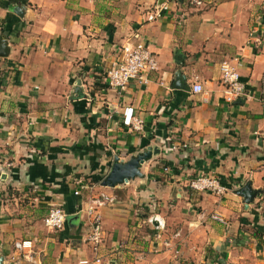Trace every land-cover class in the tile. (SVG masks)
Returning <instances> with one entry per match:
<instances>
[{"label": "crops", "instance_id": "1", "mask_svg": "<svg viewBox=\"0 0 264 264\" xmlns=\"http://www.w3.org/2000/svg\"><path fill=\"white\" fill-rule=\"evenodd\" d=\"M198 1L0 0V264H264V0ZM135 34L158 67L119 91L105 71ZM224 61L245 84L231 102ZM149 145L143 177L101 185L115 155ZM199 175L226 190L191 188ZM246 184L260 191L248 205ZM100 193L115 202L98 209L95 254L86 207ZM51 205L60 230L43 224Z\"/></svg>", "mask_w": 264, "mask_h": 264}, {"label": "built area", "instance_id": "2", "mask_svg": "<svg viewBox=\"0 0 264 264\" xmlns=\"http://www.w3.org/2000/svg\"><path fill=\"white\" fill-rule=\"evenodd\" d=\"M199 4L200 1L193 0ZM159 6L157 12L161 11ZM152 18V16H150ZM134 37L137 39L135 43L122 47L120 56L112 60L105 71V80L109 87L119 91L124 90L133 80L147 82L146 74L156 70L158 67L156 56L149 49L148 44L144 40H139L138 34ZM221 82L224 87L223 98L231 102L236 97L241 96L245 92V84L241 79L236 67L224 61L221 63ZM191 90L194 93H199L203 90L200 84H193ZM264 102V99H263ZM136 128H140V121H136ZM189 186L196 190H210L217 194H221L226 190V187L220 183L215 177H207L199 175L189 182ZM78 194V191H75ZM91 204L86 207V215L90 223V233L86 237L92 251L97 254L101 240V215L98 209L105 204L115 202L114 196H109L100 193L98 197L92 198ZM67 214L59 205H51L47 214L43 218L45 227L52 230H60L66 222ZM210 219L218 220L222 223L225 221L219 215L213 213L208 215ZM147 222L153 225L156 236L159 237L165 228L164 220L158 215L153 214L147 217ZM154 222H156L154 224ZM15 251L20 255H24L27 261H33L32 243L30 240L15 241ZM80 264H100V257L95 256L92 260L83 259Z\"/></svg>", "mask_w": 264, "mask_h": 264}, {"label": "water", "instance_id": "3", "mask_svg": "<svg viewBox=\"0 0 264 264\" xmlns=\"http://www.w3.org/2000/svg\"><path fill=\"white\" fill-rule=\"evenodd\" d=\"M5 39H0V56H5L7 53ZM178 86H182L181 82L178 81ZM80 80L76 81V87L74 91L79 92ZM159 153V148L155 145H149L144 147L140 151L130 155L127 159H121L118 155L113 158V163L110 167L109 172L101 181V185L104 187L114 188L120 185H124L131 180L143 177L141 171L142 165L148 161L153 155ZM260 191L253 190L250 184L244 185L239 195L244 198V202L248 205L253 202V198L258 196ZM156 222H154L155 224Z\"/></svg>", "mask_w": 264, "mask_h": 264}]
</instances>
